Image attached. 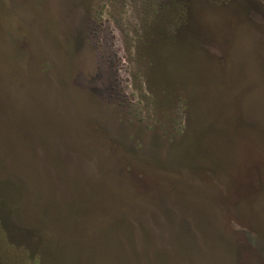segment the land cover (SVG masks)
Masks as SVG:
<instances>
[{"label": "rangeland", "instance_id": "obj_1", "mask_svg": "<svg viewBox=\"0 0 264 264\" xmlns=\"http://www.w3.org/2000/svg\"><path fill=\"white\" fill-rule=\"evenodd\" d=\"M9 175L0 264H264V0H0Z\"/></svg>", "mask_w": 264, "mask_h": 264}, {"label": "trees", "instance_id": "obj_2", "mask_svg": "<svg viewBox=\"0 0 264 264\" xmlns=\"http://www.w3.org/2000/svg\"><path fill=\"white\" fill-rule=\"evenodd\" d=\"M0 183H4L5 186H8V188L10 189L11 192H13L14 194H17L19 197V201L22 202L25 200L26 197H29V195L26 193L25 190V183H23L22 181L19 180L18 177L16 176H0ZM1 194V192H0ZM7 199V196H1L0 195V205L2 203L5 204V200ZM3 225V226H2ZM1 227V232H2V238L4 240L9 238V235H7V232L5 231L6 227L2 221V223L0 224ZM5 228V229H4ZM30 230V229H29ZM40 231V230H39ZM29 233L31 234H35L34 230L31 229L29 231ZM30 236V235H29Z\"/></svg>", "mask_w": 264, "mask_h": 264}]
</instances>
